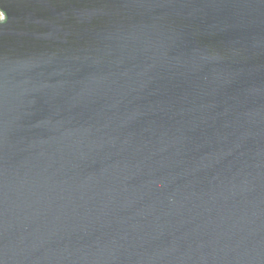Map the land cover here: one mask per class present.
I'll return each mask as SVG.
<instances>
[{"label": "water", "instance_id": "95a60500", "mask_svg": "<svg viewBox=\"0 0 264 264\" xmlns=\"http://www.w3.org/2000/svg\"><path fill=\"white\" fill-rule=\"evenodd\" d=\"M0 11V264H264V0Z\"/></svg>", "mask_w": 264, "mask_h": 264}, {"label": "rangeland", "instance_id": "374dc122", "mask_svg": "<svg viewBox=\"0 0 264 264\" xmlns=\"http://www.w3.org/2000/svg\"><path fill=\"white\" fill-rule=\"evenodd\" d=\"M0 18H3V13L0 11Z\"/></svg>", "mask_w": 264, "mask_h": 264}]
</instances>
